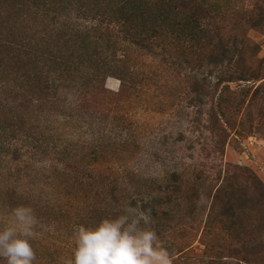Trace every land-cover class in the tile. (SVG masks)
Instances as JSON below:
<instances>
[{
  "label": "trees",
  "instance_id": "16d2710c",
  "mask_svg": "<svg viewBox=\"0 0 264 264\" xmlns=\"http://www.w3.org/2000/svg\"><path fill=\"white\" fill-rule=\"evenodd\" d=\"M253 33L264 35V0L243 7L232 0H0V124L13 123L0 135V162L15 152L23 165L30 161L48 172L41 191L46 199L37 190L20 196L62 212L76 209L81 197H99L87 215L77 217L83 223L75 229L116 216L122 198L116 204L112 193L129 192L131 206L151 211V226L172 264H264V182L222 158L232 140L264 138L263 45ZM133 55L158 63L142 71V85ZM201 68L209 70L202 81L193 77ZM108 77L120 80L122 92L140 87L145 110L160 115L179 112L185 102L207 105L205 123L194 121L205 125L211 139L203 162L154 169L148 176L135 164L126 166L128 178L114 177L116 164L100 169L112 149L129 144L123 131L134 124L128 116L113 124L106 105L120 93L107 89ZM14 107L20 113L8 121ZM38 112L66 117L81 135L53 142L43 131L37 135L36 126L28 132L30 122L40 121ZM24 131L26 136H16ZM3 133L10 135L2 140ZM20 139L24 145L11 150ZM47 156L54 159L43 163ZM54 180L61 181L57 197L50 196ZM197 247L202 254L194 256Z\"/></svg>",
  "mask_w": 264,
  "mask_h": 264
},
{
  "label": "rangeland",
  "instance_id": "374dc122",
  "mask_svg": "<svg viewBox=\"0 0 264 264\" xmlns=\"http://www.w3.org/2000/svg\"><path fill=\"white\" fill-rule=\"evenodd\" d=\"M104 1L106 0H93V4H103ZM232 1L239 5V7H243L244 4H248L252 0ZM251 36L255 41L262 43L263 52L261 55H264V35L253 33ZM131 61L132 63H139L137 65L140 69L138 82L141 83H139V85H142V71L147 70V68L156 69L158 65L156 61L151 62L150 58L142 60L137 59L136 55L132 56ZM208 72V69L204 70L201 68L197 70L194 76H190V80L193 81V77L197 79L198 76V79L202 81V79L204 80V78H206L203 77L204 74L206 75ZM214 74L217 73L215 72ZM210 82L211 84H214V79H210L208 84H210ZM120 84L121 82L118 78L108 77L106 82L107 89L113 93H120V96H118V99L117 97L114 98L112 103H109L106 107L109 109L114 125H117V121H119L120 118H125L127 116L131 118L130 120L132 123L134 122V124L129 130L124 129L123 131L124 138L129 139V144L121 146L118 144L119 140H117V144L120 145L117 148L120 150L115 151L112 149L110 155L100 162V169L104 170L109 167L113 168L115 166L114 164H116V168H120V172L119 174H115L114 177L121 176L122 178H128L126 166L133 168L135 164H138L141 168L140 171H142L144 176H148L149 174H153L156 169L163 171L179 163L185 162L189 164L191 162H203L202 158L204 154L206 155L207 151L210 150L211 139L204 130L205 125L202 122L194 123V121H199L200 118H202L205 123V112L208 109L207 105L203 107H192L185 102V106L179 112L160 115L145 110L147 105L142 101L143 96L140 87L122 92ZM233 87H236V85L233 84ZM10 93L11 91L7 92V94L4 95V98L7 97L8 99V97H11ZM13 101L16 102L18 100L14 99ZM150 106L151 105H149V107ZM18 110L20 109L14 107L13 113L15 114H8V116H5L6 119H10L8 121L13 122L14 119H11V117L12 115L16 116L17 113H20ZM102 111L105 110L103 109ZM200 112H203L201 117L199 116ZM24 113L27 112L25 111ZM24 113H22V115ZM41 114L42 113L40 112L36 113L37 116H40V121L38 123H33L31 118L34 116L33 114L26 115L33 124L30 122L31 124L29 123L25 130L30 132L31 129L28 127L32 125L30 128L35 131L36 126L37 135H40L43 131V136L47 138L51 137V139L47 140L53 142H55L54 140H59V138L67 139V137H69L70 140H76L79 134L81 135L82 130L76 128V123L71 124V126L68 125L66 117L55 119L53 117H45ZM127 121L129 124L131 123L129 120ZM11 124L13 123H1L0 135L2 132H5L3 128H5V126L10 128ZM38 126H41V128H38ZM71 133H74V135ZM9 135L10 134L2 135V140H5ZM24 135L26 136L25 131L23 132V135L19 134L16 136L22 138ZM116 137H119L117 132L114 133V138ZM17 143L19 146L24 145L22 139L19 141L13 140L12 144L14 145L12 146L14 148L11 150L14 151L17 148ZM114 152L116 153L114 154ZM153 153H155L154 157H152ZM50 158L54 159L53 156H47L44 158L43 163L49 162ZM157 158L166 160L164 166L167 167H161L159 163L156 165V168L152 167V160H156ZM222 158L225 162L249 168L264 182V138L260 135L232 140L230 144H228L224 157L222 156ZM206 162H208V165H211L214 161L212 158V160ZM47 173L36 169L34 164L30 161H28L26 165H23L18 154L15 152L10 154L6 161L0 162V228L11 222L12 217L10 213L16 206L27 205L32 207L41 223L37 228L39 236L32 241L37 256L35 263L63 264V261L71 259L74 251V226L77 223H83L81 220H77V217L81 216V214L87 215V213L97 204L98 201H96V199H99V197H94L95 199H93V197L91 199L81 197L76 209L73 208L70 212H62L59 209L42 206V204L45 203L36 202L38 198L20 196V193L37 190L36 194L46 199L41 191L43 190V187L47 188L48 183L45 179ZM57 176L59 175L57 174ZM60 183L61 181L54 180L56 191L54 192L52 189L50 192L54 194L50 196H58ZM16 187L19 191H17ZM140 188V191L142 192V182ZM14 193H17L18 195ZM130 195L131 193L124 191L112 193V198L116 204H118L117 198H122L121 204H118L119 206L114 210L115 215L121 214L124 208L130 205ZM19 196L20 198H18ZM13 201L18 203L13 205ZM109 206L110 204L108 207ZM51 218H54V220ZM200 254H202L201 247L195 248L193 255L199 256Z\"/></svg>",
  "mask_w": 264,
  "mask_h": 264
},
{
  "label": "clouds",
  "instance_id": "9594fccd",
  "mask_svg": "<svg viewBox=\"0 0 264 264\" xmlns=\"http://www.w3.org/2000/svg\"><path fill=\"white\" fill-rule=\"evenodd\" d=\"M11 222L0 228V261L3 264H35L39 220L32 207L11 210ZM150 210L128 205L114 217L94 226L74 229V251L63 264H172V255L151 226Z\"/></svg>",
  "mask_w": 264,
  "mask_h": 264
}]
</instances>
